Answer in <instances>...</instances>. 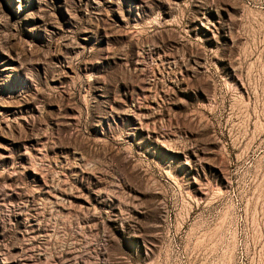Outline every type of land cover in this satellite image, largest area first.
Masks as SVG:
<instances>
[{
    "label": "rangeland",
    "instance_id": "374dc122",
    "mask_svg": "<svg viewBox=\"0 0 264 264\" xmlns=\"http://www.w3.org/2000/svg\"><path fill=\"white\" fill-rule=\"evenodd\" d=\"M0 264H264V0H0Z\"/></svg>",
    "mask_w": 264,
    "mask_h": 264
}]
</instances>
